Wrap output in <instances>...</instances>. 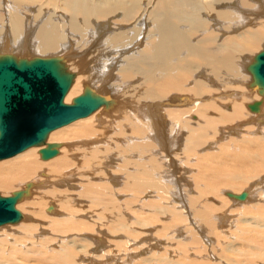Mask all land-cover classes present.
Segmentation results:
<instances>
[{
  "label": "bare ground",
  "instance_id": "1",
  "mask_svg": "<svg viewBox=\"0 0 264 264\" xmlns=\"http://www.w3.org/2000/svg\"><path fill=\"white\" fill-rule=\"evenodd\" d=\"M261 52L264 0H0V59L98 100L0 141V264H264Z\"/></svg>",
  "mask_w": 264,
  "mask_h": 264
},
{
  "label": "water",
  "instance_id": "2",
  "mask_svg": "<svg viewBox=\"0 0 264 264\" xmlns=\"http://www.w3.org/2000/svg\"><path fill=\"white\" fill-rule=\"evenodd\" d=\"M252 70L264 84V52L257 54ZM67 84L52 60L16 63L0 59V141L6 136L20 144L34 143L60 120L87 114L98 104L88 95L75 97L71 105L63 104ZM13 202L12 196L0 197V224L17 218Z\"/></svg>",
  "mask_w": 264,
  "mask_h": 264
},
{
  "label": "rangeland",
  "instance_id": "3",
  "mask_svg": "<svg viewBox=\"0 0 264 264\" xmlns=\"http://www.w3.org/2000/svg\"><path fill=\"white\" fill-rule=\"evenodd\" d=\"M35 6H36V5H35ZM59 66H60V65H59ZM60 67H61V66H60ZM66 125H67V124H66ZM62 127H63V126H62ZM58 128H59V127H58ZM58 128H57V129H58ZM60 128H61V127H60ZM37 145H38V144H37ZM215 148H217V147H215ZM118 161H121V159H119ZM190 172L192 173V172H194V171H190ZM188 173H189V172H188ZM186 177H187V176H186ZM184 180H185V179H184ZM187 181H188V177H187ZM189 181H190V179H189ZM199 185H201V184L199 183ZM194 191H195V190L191 191V194H194V193H195ZM29 195H30V194H29ZM194 195H195V194H194ZM2 197H3V196H2ZM27 198L30 199L31 197L29 196V197H27ZM27 198H26V199H27ZM29 199H28V200H29ZM233 208H234V207H233ZM145 213H146V212H145ZM145 213L143 212V213H142V216H145V215H146ZM143 214H144V215H143ZM236 216H237V214H236L234 217H236ZM228 219H229V218H228ZM11 222H12V221H11ZM234 222H235V221H234ZM232 225H234V224H232ZM225 227H226V226H225ZM225 227H224V228H225ZM141 228H142V227H141ZM208 237H209V236H208ZM58 239H59V238H58ZM59 240L61 241V239H59ZM213 240H214V239H213ZM162 243H163L164 245H163ZM162 243H160V244L158 245L160 249H159L158 247H156V250L159 249L158 251H161V248H162L163 246L166 247V246H168V245L171 244V243H172V244H171L170 246H174V245H176V243H175V242L173 243V241H172L171 243H169V242L167 241V243H169V244H167L165 241H163ZM213 243H214V241L212 242V244H213ZM161 244H162V245H161ZM207 244H208V243H207ZM160 245H161V246H160ZM208 245L210 246V243H209ZM170 246L166 247L167 250H168V252H171V251H172V249H171ZM78 248L80 249L81 247L79 246ZM169 248H170V249H169ZM173 248H174V247H173ZM153 250H154V249H153ZM151 251H152V250H151ZM172 253H173V251H172ZM172 253H171V257H174V256L176 257V255H175V254L172 255ZM193 253H195V252H193ZM191 254H192V253H191ZM191 254H190V257H191L192 259H198V257H197L196 255L194 256L193 254H192V255H191ZM145 255H147V254H145ZM192 256H193V257H192Z\"/></svg>",
  "mask_w": 264,
  "mask_h": 264
}]
</instances>
